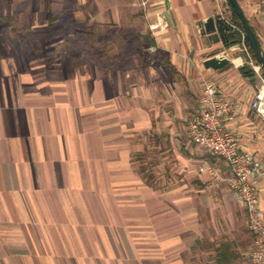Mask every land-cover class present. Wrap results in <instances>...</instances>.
<instances>
[{"label": "crops", "instance_id": "crops-1", "mask_svg": "<svg viewBox=\"0 0 264 264\" xmlns=\"http://www.w3.org/2000/svg\"><path fill=\"white\" fill-rule=\"evenodd\" d=\"M260 1L238 0L264 51ZM124 11L149 29L146 52L163 57L132 66V82L117 71L123 51L108 55L106 43L98 68L72 52L70 32L30 61L0 33V264H250L253 237L229 169L181 123L210 83L231 105L224 129L264 159L257 62L249 48L210 44L199 27L218 15L229 24L228 0H0V27L21 18L33 34L102 28ZM221 51L229 64L207 69ZM253 182L264 213V179Z\"/></svg>", "mask_w": 264, "mask_h": 264}, {"label": "built area", "instance_id": "built-area-1", "mask_svg": "<svg viewBox=\"0 0 264 264\" xmlns=\"http://www.w3.org/2000/svg\"><path fill=\"white\" fill-rule=\"evenodd\" d=\"M145 5L146 2H143L142 6ZM260 15L264 21V0L260 1ZM158 27L164 29L167 24L160 21ZM236 46L241 47L242 51H248L244 33ZM252 69L261 81L257 99L252 106L256 115L264 120V78L260 74L259 65L252 64ZM216 97L217 89L210 83L205 84L199 97L197 112L188 121L187 132L194 144L222 158L228 167L238 201L247 211L253 237L252 250L248 255L249 263L264 264V213L260 209L258 189L253 182L254 179H264V159H255L241 151L237 139L223 126L231 105L219 102Z\"/></svg>", "mask_w": 264, "mask_h": 264}, {"label": "rangeland", "instance_id": "rangeland-1", "mask_svg": "<svg viewBox=\"0 0 264 264\" xmlns=\"http://www.w3.org/2000/svg\"><path fill=\"white\" fill-rule=\"evenodd\" d=\"M135 13L136 12L132 11H124L121 14L122 16L120 15V18L122 19L120 20V22H122L120 24L111 23L102 28H99L98 26L73 24L69 27H64V29L61 28L60 31L57 30V27L55 29H50L47 34H45V31L43 30H38L33 34V32L27 30V24H25L21 18H18L13 25L5 24L0 27V33L8 37L10 45L17 51H21V54H23V56L25 55L28 61H30L35 55L38 57H45L47 53H50L52 47L51 41L56 34H68L70 32L73 38L69 40L68 45L72 52L88 59L92 58L94 65L98 68H103L107 62L105 57L99 58L96 55L98 49L106 43L103 46H105L104 48L108 55L109 53L111 54V52L116 51V49L123 51L122 56L117 62L118 64H116L117 71L123 74L126 78L128 77L126 81L132 82V66H138V68L144 70L148 69L150 63H156V61L161 62L163 60L162 56L155 57L154 53L151 54V52H146V48L150 44L149 29L138 25V23H141L140 20H135V22L131 19L125 20L126 17L132 18ZM238 31L241 34L242 40V33L239 29ZM48 39H51L50 42H48ZM100 40L102 44H99ZM104 40H107V42H104ZM88 42L91 43V45H89ZM42 47H44L45 51L47 50L49 52H45L44 55L39 54V51L36 52V50H39ZM47 59L48 58H44L46 64L48 63L49 65L50 62ZM150 67L153 68L152 72H155L153 73L154 76H158L164 81L169 79L168 76H166L169 72L168 69L157 68L156 64L151 65ZM138 68L136 70H138ZM261 73L263 75L262 70ZM49 74L52 75L51 73H45L46 76ZM193 115H195V112L187 115L188 117L186 120L181 122L183 131L187 130L188 121ZM145 168L147 167L145 166ZM145 171L144 175H146Z\"/></svg>", "mask_w": 264, "mask_h": 264}, {"label": "water", "instance_id": "water-1", "mask_svg": "<svg viewBox=\"0 0 264 264\" xmlns=\"http://www.w3.org/2000/svg\"><path fill=\"white\" fill-rule=\"evenodd\" d=\"M235 11L244 31L245 38L251 49L252 55L264 73V51L255 31L247 20L238 0H228ZM200 31L206 36L209 43H222L227 49L238 45L236 41H229L227 35L230 31V24L221 16L206 19L199 24ZM229 64V59L224 52L213 53L204 62L207 69L219 70Z\"/></svg>", "mask_w": 264, "mask_h": 264}, {"label": "trees", "instance_id": "trees-1", "mask_svg": "<svg viewBox=\"0 0 264 264\" xmlns=\"http://www.w3.org/2000/svg\"><path fill=\"white\" fill-rule=\"evenodd\" d=\"M229 7H230V11H231V20H230V23H229L230 24V31H229V33L227 35V38L229 39V41H236L237 44H239L241 42V34L239 33L238 29L242 33H244V31H243L242 25H241L237 15H236L235 11L230 6V4H229ZM245 43H246L247 47L249 48V50L251 52V49H250V47L248 45V42H247L246 38H245ZM149 45L153 46V44L151 42H150ZM242 70H243L244 73H246L245 71L247 69H246V67H244V68H242ZM250 72L251 71L248 70V73H250ZM263 76H264V73H263Z\"/></svg>", "mask_w": 264, "mask_h": 264}]
</instances>
